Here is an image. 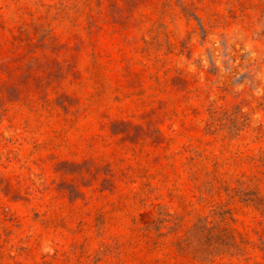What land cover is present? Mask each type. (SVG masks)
<instances>
[{
  "label": "rangeland",
  "instance_id": "1",
  "mask_svg": "<svg viewBox=\"0 0 264 264\" xmlns=\"http://www.w3.org/2000/svg\"><path fill=\"white\" fill-rule=\"evenodd\" d=\"M0 264H264V0H0Z\"/></svg>",
  "mask_w": 264,
  "mask_h": 264
},
{
  "label": "trees",
  "instance_id": "2",
  "mask_svg": "<svg viewBox=\"0 0 264 264\" xmlns=\"http://www.w3.org/2000/svg\"><path fill=\"white\" fill-rule=\"evenodd\" d=\"M228 239H230V238L227 237V238L225 239V241L227 242V243H225V245L228 246V249H230V248H234V247H238V245H236L234 241H233V243H229L231 240L228 241ZM232 240H234V239L232 238Z\"/></svg>",
  "mask_w": 264,
  "mask_h": 264
}]
</instances>
